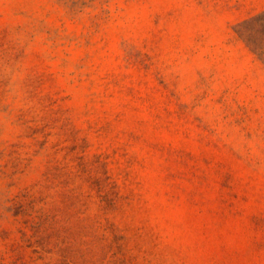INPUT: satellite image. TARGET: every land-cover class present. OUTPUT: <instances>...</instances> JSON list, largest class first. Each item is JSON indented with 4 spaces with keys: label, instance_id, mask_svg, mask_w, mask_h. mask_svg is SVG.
Here are the masks:
<instances>
[{
    "label": "rangeland",
    "instance_id": "rangeland-1",
    "mask_svg": "<svg viewBox=\"0 0 264 264\" xmlns=\"http://www.w3.org/2000/svg\"><path fill=\"white\" fill-rule=\"evenodd\" d=\"M0 264H264V0H0Z\"/></svg>",
    "mask_w": 264,
    "mask_h": 264
}]
</instances>
